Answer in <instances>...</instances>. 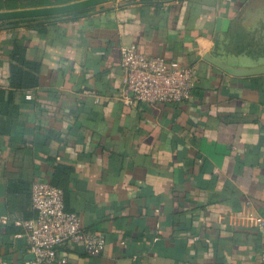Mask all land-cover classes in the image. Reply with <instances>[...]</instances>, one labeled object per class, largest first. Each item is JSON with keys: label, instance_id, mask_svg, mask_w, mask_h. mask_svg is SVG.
<instances>
[{"label": "crops", "instance_id": "crops-1", "mask_svg": "<svg viewBox=\"0 0 264 264\" xmlns=\"http://www.w3.org/2000/svg\"><path fill=\"white\" fill-rule=\"evenodd\" d=\"M131 44L193 68L190 99L123 103ZM216 63L264 64V0H114L0 21V264L33 258L23 222L38 181L106 240L99 256L60 246L68 264H264V74Z\"/></svg>", "mask_w": 264, "mask_h": 264}, {"label": "built area", "instance_id": "built-area-1", "mask_svg": "<svg viewBox=\"0 0 264 264\" xmlns=\"http://www.w3.org/2000/svg\"><path fill=\"white\" fill-rule=\"evenodd\" d=\"M124 70L119 99L127 104L147 105L180 103L192 96L197 72L161 56H149L131 44L121 48ZM32 204L36 216L23 222L29 252L33 258L24 264H68L58 248L66 243H80L89 256H99L106 247L103 235L88 231L80 217L65 208L63 189L38 181L32 188ZM255 222L264 229V218ZM264 258V255H263Z\"/></svg>", "mask_w": 264, "mask_h": 264}, {"label": "water", "instance_id": "water-1", "mask_svg": "<svg viewBox=\"0 0 264 264\" xmlns=\"http://www.w3.org/2000/svg\"><path fill=\"white\" fill-rule=\"evenodd\" d=\"M108 1H114V0H79L63 5L5 10V11H0V21L62 15L75 11H80L96 5H100ZM219 21L220 18H218V22ZM217 65L222 68L226 67V70H231L235 75L238 76H252V75L264 74V64L253 68H240V69L230 68L229 66H222L221 64H217Z\"/></svg>", "mask_w": 264, "mask_h": 264}, {"label": "trees", "instance_id": "trees-1", "mask_svg": "<svg viewBox=\"0 0 264 264\" xmlns=\"http://www.w3.org/2000/svg\"><path fill=\"white\" fill-rule=\"evenodd\" d=\"M57 2L60 3V0H57ZM30 5H32V4H30ZM34 6H37V5L34 4ZM5 7L8 8V9H13L14 8L13 5H9V4L5 5Z\"/></svg>", "mask_w": 264, "mask_h": 264}]
</instances>
